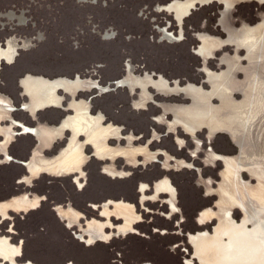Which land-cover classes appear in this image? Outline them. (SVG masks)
I'll list each match as a JSON object with an SVG mask.
<instances>
[{"label":"rangeland","instance_id":"obj_1","mask_svg":"<svg viewBox=\"0 0 264 264\" xmlns=\"http://www.w3.org/2000/svg\"><path fill=\"white\" fill-rule=\"evenodd\" d=\"M20 2L14 0L18 5ZM8 3L9 0H0V10ZM43 3L39 10L45 31H40L35 41L18 37L26 41V48L39 41L38 46L24 51L21 58L29 65L37 64L44 74L40 78L28 77L25 82L31 100L28 109L34 112L38 108H55L52 106L60 104L58 91H80L79 95L86 98L90 92L82 89H90L93 82H82L80 78L88 75L94 62L106 64L97 69L112 80L122 73L124 57L131 55L143 63L151 49L156 57V72L171 75L173 81L182 80L171 82V86L161 79L154 83L159 103L162 98L170 100L160 103L164 110L157 121L159 124L168 121L164 128L172 133L162 137L164 129L159 126L157 131L161 135L155 136L158 140L154 143L174 142L183 149L182 153L184 150L188 153L175 155V159L164 156L162 164L158 162L160 154H155L158 159L154 162L143 153L144 161L138 168L142 183L147 184L145 179L162 174L163 169L170 170L167 176L155 180L150 196L146 192L148 186H140L141 203L153 201L150 203L154 210L158 209L155 216L163 221L140 226L149 239L130 241L140 253L124 252L123 242L115 238L127 232L140 234L133 225L142 216L133 202L119 199L132 189V174L128 172L136 168L135 162L126 164L116 175L110 167H106L110 173L100 172L104 161H99L86 167L89 183L99 191L104 190L110 200L104 204L103 213L108 218L123 217L124 225L116 226L108 219L93 221L84 232H73V236L62 227L34 222L29 215L25 219L16 215V226L10 231L18 230L19 235L13 241L0 227V264H264V0H45ZM154 10L162 13L156 14ZM155 15L158 16L155 22L147 19ZM10 19H0V26ZM90 21H94L93 28L86 24ZM92 30L105 31L101 33L103 39ZM108 32L112 37L105 36ZM17 33L20 34L19 30ZM7 42L6 49L0 47V59L12 60L19 40L11 38ZM127 63L126 73L132 75L134 66ZM79 74L80 78L73 81L76 78L73 76ZM124 82L130 87H140L142 96H148L141 79ZM98 85L102 91L106 89L104 84ZM102 95L93 100L109 97L107 114L115 115L116 121L125 125V133L140 128L141 132L153 135L154 121L144 111L131 108L126 88ZM86 105H89L86 101H74L70 106L74 116L68 117L67 122L96 126L102 116H91ZM58 114L56 109H49L42 117L56 121ZM26 127L25 131L30 133ZM108 132L117 134L119 130L110 128ZM32 142L26 139L18 146L30 148ZM117 164L124 166L123 159H118ZM27 165L31 177H23L24 182L20 183L30 185L40 173H36L34 161ZM67 165L71 174H67L69 170L62 174L77 176L75 171L81 164L70 161ZM169 174L174 175L175 185ZM70 177L63 179L60 186L72 185ZM48 180L51 179L44 182ZM78 181L79 188L82 181ZM6 195L0 192V198ZM39 206L37 197L14 194L11 200L0 201L2 224L12 219L9 210L25 213ZM57 211L69 217L65 227L74 231L79 226L76 224L79 213H65L61 208ZM197 212L200 214L196 222ZM161 214L174 220L165 222ZM176 222L178 227L174 226ZM110 228L117 233L107 231ZM176 228L180 235L160 234ZM18 238L25 240L18 242ZM145 243L151 246L149 255L143 250ZM74 244L93 247L79 249L76 255L70 251ZM5 257L10 259L4 261Z\"/></svg>","mask_w":264,"mask_h":264},{"label":"flooded vegetation","instance_id":"obj_2","mask_svg":"<svg viewBox=\"0 0 264 264\" xmlns=\"http://www.w3.org/2000/svg\"><path fill=\"white\" fill-rule=\"evenodd\" d=\"M43 1L45 0H21L20 4L14 3V0L10 1L4 9L0 10V19H10L9 15L10 13H14L13 16L17 13H20V16L14 17V19L6 20L4 25L0 26V47L3 49H6L8 47V40L9 39H18V47L16 50L17 54L12 60L8 59H0V145H4L5 148L8 147L10 134L6 133V129H11L14 125L21 126L20 123H27L28 118L26 116V113L24 114L23 111H21L22 104L26 101V92L23 82L28 77H34V78H40L44 74L43 71L40 70V68L36 65H29L27 63L23 62V59L21 56H23L24 51H28L33 47L38 46L39 41H36L31 45L30 48H26L25 42H23L22 39L27 38H33L35 41V36L40 32L45 31V22L44 18L41 15V11L39 8L43 6ZM171 2V0H170ZM15 10V11H11ZM8 11V12H7ZM156 14L162 13V10L156 11L154 10ZM153 12V11H152ZM152 12L150 14H152ZM2 16V17H1ZM156 16V17H155ZM154 17L147 16V19L149 18L150 22H155L157 20V15ZM173 16V15H172ZM19 17L22 18V20L19 19ZM160 18L166 19V17H163L162 15L159 16ZM13 18V17H11ZM153 19V20H152ZM160 21V20H159ZM167 21V20H166ZM25 22V23H24ZM161 22H163L161 20ZM90 24L93 28L94 21H90ZM156 25V24H154ZM96 27H100V25H97ZM108 30H111L109 26ZM103 30L105 28H102ZM113 30L116 29L112 27ZM16 30V31H15ZM17 30H19V33H17ZM93 34L99 35L100 38H102V31L101 33H97L96 31H91ZM19 37V38H18ZM103 39V38H102ZM24 44V46L22 45ZM125 53V52H124ZM126 55V54H125ZM155 55L153 54L152 50L150 49L148 54L146 55L145 61L143 63H139L137 58L134 57V59L131 57V55H128V57H124L122 62V73L115 77L112 80H109V78H105L102 74L103 70H98L97 68L105 67L106 64L104 63H97L94 62V64L90 67V69L87 71L88 75L85 76L84 79L80 78V74L73 79L76 80L77 78H80L81 81L87 80L92 81L93 85H90V89H82L84 92H90L87 94L86 98L81 94L79 95L80 91H65L68 95L74 96V97H68L64 98L61 96V107L63 106L65 109L68 106L65 112H58V118L57 121H61L62 119L66 118L67 116H72L73 109H71V104L76 102H84L86 101L89 105L87 106L89 108V113L93 117L102 116L101 123H100V129L102 130V137L100 139H95V141L91 140L92 142L88 141L85 137V142H82V139L80 141V144L78 146H75V149L81 152V154H63V151L70 148L71 144V135L66 136V139L62 142H60L55 148L53 153L50 156L57 155L50 158H46L48 161L52 159H67V161H75L79 162L81 164V168L79 170H76L77 176L70 177L69 183L72 185L70 186H60L61 180L57 179H51L46 182L45 179L47 177H40V181L31 185V186H21V187H15L12 194H23L26 193L30 196H38L40 198L41 204L39 207V210L32 214L31 220L39 221L46 223L47 225L59 221L58 218H55V213L53 210L56 211L61 208L66 211H71L74 213H79V223H76L79 225L75 228L73 232H83L84 227L88 225L89 223H92L93 221H104L105 219H108L112 221L113 224L119 225L122 223H125V220L123 217H114L115 215H112L111 218H108L104 213V204L109 202L107 194L104 192V190H97L95 186L90 185L89 183V173L88 170L86 171L84 166L86 165V158H89L90 162H94V164H97L99 161H104V163L101 165L100 172L104 173H110L106 170V167L112 168L114 173L117 175V171H120L121 168H125L126 164L135 162L134 167H136L133 171H129V175H131V183H132V189L126 193V195L120 196L119 199H124L126 201L133 202L136 211L142 216L141 220L142 222L150 225L151 223L157 221H161L160 217L158 218L155 216L158 212V209L154 210L153 201H146L145 204L143 202L141 203V184L142 179L140 175V169L139 165L143 164L141 163L144 161V154H148V156L151 157V160L154 162L157 161V157L155 154L161 155V160L159 159V163L162 164L163 160H166L164 156H171L172 158H176V156H183V154L188 153V150H184L185 152L182 153L183 149L175 144L171 145L170 143H166L165 141H159V143H154V141L158 140L156 135L160 136L161 133H158V127L163 126V134L164 136H169V133H171L169 128L166 127V122L163 124H159L157 119L162 116L163 113V107L160 106V103H168L170 100H166L162 98V102L159 103L157 100V92L154 87V83H156L159 79L166 81L171 84V82L175 81H182L179 78H175L173 81V78H171V75L161 74L157 73V64L155 62ZM128 62H131L134 66L135 73L132 75H129L126 73V67L128 65ZM96 68V69H95ZM48 77V76H47ZM60 76H54V78ZM53 78V77H52ZM62 78L68 79L62 76ZM131 78H138L145 82L146 85V91L148 93V96H142V90L140 87H130L129 85L125 84L124 81L131 79ZM193 80V78L185 81ZM97 82V83H96ZM98 83H102L105 85L106 89L101 90L98 85ZM85 85V84H84ZM111 85V86H110ZM89 86V85H86ZM171 86V85H170ZM84 87V86H83ZM82 87V88H83ZM110 87L111 89H108ZM126 88L129 96H131L130 99V105L131 108L137 110V111H144L142 113L148 114L149 120L154 121V128L155 131L144 133L141 132L140 128H136V131H131L132 133H125L123 129H125V125L121 122H118V118L114 116H110L107 114V108L109 97L106 99H100V100H93L95 97H103L104 94H108L110 92H117L119 89ZM92 89L96 90L94 93H92ZM81 90V89H80ZM81 90V91H82ZM99 90V91H97ZM82 91V94H83ZM61 92V91H60ZM69 92V93H68ZM59 93V91L57 92ZM28 94V93H27ZM164 95V94H163ZM168 95V94H167ZM78 97L79 100H77L75 97ZM81 96V97H79ZM171 96V95H170ZM75 98V99H74ZM105 98V97H104ZM7 99V100H5ZM9 100V101H8ZM138 103V106H135L134 104ZM170 103V102H169ZM60 105V104H59ZM26 106V103H24V107ZM16 107V108H15ZM29 107V106H28ZM59 107V106H58ZM7 109H14L11 112H8ZM27 109V108H25ZM73 110V111H72ZM58 111V110H56ZM75 113V112H74ZM46 121H51L50 119H46ZM119 123V124H115ZM151 124V123H150ZM23 128L26 127V125H22ZM149 129H153L152 125H149ZM110 128H116L119 130V133L112 134L108 132V129ZM25 130V129H24ZM94 131H92L94 134L91 137V139L94 138L96 127L93 128ZM13 134H15V130H13ZM11 132V130L9 131ZM166 133V134H165ZM160 134V135H159ZM7 140V141H6ZM6 141V142H5ZM4 142V143H3ZM134 143V144H133ZM89 145V147H84L83 145ZM33 145V142L31 146ZM192 148H194V145H191ZM5 148H0L2 150H5ZM27 154H23V156H26ZM176 155V156H175ZM78 157V158H76ZM123 159L124 166L118 165L117 160ZM77 160V161H76ZM137 164V165H136ZM163 169V166H161ZM170 169L164 170L162 174L156 175L155 177L151 179H145L147 182L148 190L147 195L150 196L154 192V184L156 183L155 180H158L159 178H162L163 176H167L166 173L169 172ZM25 170L19 169V168H8V169H0V174H7V175H13L14 177L22 176L24 175ZM71 174V173H70ZM172 174V173H171ZM170 175L171 182L175 185V180L173 179L174 175ZM128 175V176H129ZM85 176H87L85 178ZM84 179V180H83ZM80 180L81 186L79 188L76 185ZM24 182V180H20V182ZM49 184V185H47ZM167 199V198H166ZM106 201V202H105ZM149 202V203H147ZM152 202V203H150ZM162 206L163 204H159ZM103 206V208H102ZM112 208V207H111ZM168 208V207H167ZM113 209V208H112ZM58 212V211H57ZM198 213V212H197ZM59 217L65 218L66 221H68V216H62L59 214ZM163 217L164 215L161 214ZM196 218V217H195ZM173 218H165L163 220L171 221ZM174 220V219H173ZM185 221L184 219H181V222ZM106 222V221H104ZM163 222V221H161ZM75 224V225H76ZM10 225V224H9ZM68 225V223H67ZM13 234H16L18 232H12Z\"/></svg>","mask_w":264,"mask_h":264},{"label":"crops","instance_id":"obj_3","mask_svg":"<svg viewBox=\"0 0 264 264\" xmlns=\"http://www.w3.org/2000/svg\"><path fill=\"white\" fill-rule=\"evenodd\" d=\"M18 45L16 46L15 49H17ZM17 54V53H16ZM28 79V78H27ZM26 79V80H27ZM26 80L23 82L24 87H25V92H26V86H25V82ZM194 90V89H193ZM198 90V89H195ZM191 92V89H190ZM58 95V97L60 98V102H61V96L62 97H74L71 95L66 94L64 91H61L60 93L56 94ZM26 101L24 103H26V106L24 107V103L21 106V111L24 112V114L26 113V116L28 118V122L27 123H20L22 125H26V126H30L31 128H33V132L32 133H27L23 126H17L14 125L10 130L11 132H9V129H6L5 132L10 134V139H9V144L8 147L5 148V150L0 149V169H8V168H19V169H24V175L22 176H18V177H14L13 175H7V174H0V192H4V193H8V195H6L5 197L0 198V201H6V200H11L13 198L12 192L16 191L14 190L15 187H21V186H31L33 184L36 183V181L40 178V177H47V179H57V180H63L68 176L67 174L71 172V167L69 165H67V159H52V160H47L46 158H52L54 156L57 155H53L50 156L53 151L54 148L62 141H64L66 139V136L71 135V144H70V148L66 149L65 151H63V154L68 155V154H81V152H79L78 150L75 149V146H78L80 144V141L82 139V142H85V137L87 138L88 141L92 142L91 140L95 141V139H100L103 135H102V130L100 129V123L101 120L98 121L96 123V126L92 127L90 125L87 126V124H72L71 122H67L68 117L62 119L61 121H46V119H44L42 117L43 113L49 109H56L58 110V112H65V110L69 107L67 106L66 109L62 106L61 107V103L60 105L58 104V106H52L55 108H50V107H45V108H38L36 109L34 112H32L30 109H28L29 104H30V97L28 96L27 92H26ZM2 98V97H0ZM77 100L78 97H75ZM74 98V99H75ZM7 100V99H5ZM9 101V100H8ZM87 106V105H86ZM16 108V107H15ZM27 108V109H25ZM14 109H7L8 112L13 111ZM87 112L89 113V108L87 107ZM90 114V113H89ZM74 116V115H72ZM82 126H84V128H82ZM86 126L88 128V130L86 129ZM90 126V127H89ZM92 127V128H91ZM96 127V131H95V135L94 138L91 139V137L93 136V128ZM86 129V130H84ZM13 130H15V134H13ZM82 135H84L85 137H83ZM26 139H32L33 140V145L29 148H20V146H18L19 143L23 142ZM7 141V140H6ZM5 141V142H6ZM4 143V142H3ZM84 147H89V145H83ZM27 154L26 156H23V154ZM10 158V159H9ZM78 158V157H76ZM86 165L84 166L85 170L87 171V166L90 163L89 158H86ZM34 161V164L36 165L37 168V172H39V177L34 178L31 180V184H25V183H20V179H22L23 177H31V173H30V169L29 166L27 164H29L30 162ZM77 161V160H76ZM77 169V168H74ZM60 170V171H59ZM69 170V171H68ZM73 170V169H72ZM79 170V169H77ZM67 172V174L62 172ZM76 174V173H74ZM73 177V175L71 176ZM26 194V193H25ZM20 195V194H19ZM28 195V194H27ZM29 198L34 199L35 197L39 198L38 196L34 195V196H30L28 195ZM40 200V198H39ZM41 204V201H40ZM40 207V206H39ZM35 209V210H31V211H27L25 213L22 212H15L12 210H9V214L12 216L11 220H6V224H2L3 223V219H1L0 217V227H2L6 234L10 237H12V241L14 240V238L19 235V231L17 230L18 233L16 234H12L10 233V229L11 227H15L16 223L14 222L16 215H19V217L21 219H25V215H29V217H32V214H34L35 212H37L39 210ZM168 210H169V206L167 205ZM103 208V206H102ZM64 210H67L64 208ZM53 212L55 213V218H58L59 221L53 222L49 225H56L58 227H62V229H64L65 231H71V234H73V230H71V228H67L65 227V225L67 226V221L65 220V218L59 217L58 212L55 210H53ZM168 214H171V211L168 212ZM199 214L196 217V222L197 219L199 218ZM173 214H171L172 216ZM170 217H164L165 218H171ZM112 217V216H111ZM34 221V220H33ZM106 221V219L104 220ZM37 223H43V222H39V221H34ZM181 222V221H180ZM10 224V225H9ZM45 224V223H44ZM119 225H124V223L119 224ZM116 225V226H119ZM139 225V226H138ZM142 225V227H146L148 226V224L139 221L137 223H134L133 226H135L139 231V233H124L122 235L118 234L115 238L121 240L122 243V250L124 252L130 253L133 255V253H140V249L135 247V246H131L130 241H134V240H139L141 241V239L145 238L144 240L149 239L148 234L147 233H143V231L146 232V230H140V226ZM174 226L178 227L179 224L176 222L174 223ZM78 227V226H76ZM74 227V229L76 228ZM87 228V225L84 227V229ZM107 231H112L114 233H117L116 229L110 228ZM78 232V231H76ZM84 232V230H83ZM153 233L156 231H152ZM80 233V232H78ZM143 234V235H142ZM162 234H176V235H180L181 231L176 229L170 230V231H166V233H160ZM75 234H73L74 236ZM87 236V235H86ZM114 238V239H115ZM24 238H18V242L20 240H22ZM113 239V240H114ZM25 240V239H24ZM112 240V241H113ZM17 242V243H18ZM148 242V241H145ZM16 243V244H17ZM111 243V242H110ZM110 243H103V244H110ZM146 244V243H145ZM25 245V244H24ZM24 245H23V250H24ZM150 244H146L145 248L143 250H145V255H149V251L151 250V246H149ZM91 247H85V246H81L78 247L74 244V248L73 250L70 249V251H73L76 255L79 253V249L83 250V248L86 250V248H92ZM58 253V252H56ZM54 253V254H56ZM52 254V256L54 255ZM86 255V254H85ZM133 258H135L133 256Z\"/></svg>","mask_w":264,"mask_h":264},{"label":"bare ground","instance_id":"obj_4","mask_svg":"<svg viewBox=\"0 0 264 264\" xmlns=\"http://www.w3.org/2000/svg\"><path fill=\"white\" fill-rule=\"evenodd\" d=\"M83 1H86V0H83ZM7 12H8V11H7ZM1 17H2V16H1ZM9 17H15V16H13V13H12L11 15H9ZM19 19L22 20L21 17H19ZM24 23H25V22H24ZM164 35H165V36H169V35H168V32H165ZM105 36L109 38V37H112V34H111L110 32H108ZM26 128L28 129V132H30V133L33 132V128H31V127H30V128H29V127H26ZM4 259H5L4 261H6V260H9L10 258H9V257H5ZM143 264H150V263H143Z\"/></svg>","mask_w":264,"mask_h":264}]
</instances>
